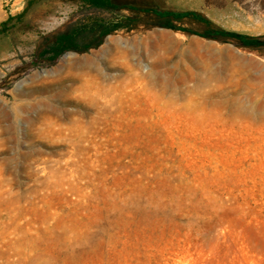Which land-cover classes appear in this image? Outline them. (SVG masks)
Segmentation results:
<instances>
[{
  "label": "rangeland",
  "instance_id": "374dc122",
  "mask_svg": "<svg viewBox=\"0 0 264 264\" xmlns=\"http://www.w3.org/2000/svg\"><path fill=\"white\" fill-rule=\"evenodd\" d=\"M110 1L264 40V0ZM125 17L32 65L48 36ZM157 20L0 0V264H264V47Z\"/></svg>",
  "mask_w": 264,
  "mask_h": 264
},
{
  "label": "trees",
  "instance_id": "16d2710c",
  "mask_svg": "<svg viewBox=\"0 0 264 264\" xmlns=\"http://www.w3.org/2000/svg\"><path fill=\"white\" fill-rule=\"evenodd\" d=\"M82 3L89 7L95 9H106V10H122L128 9L135 12H144L147 15H154L157 17V21L150 23L148 25L172 29L176 31H183L190 34H196L207 39H234L238 45L248 47V48H259L264 47V40L256 37H250L234 32H228L220 29L209 28L204 33H196L188 29H183L174 25L170 19H182L184 17L192 16L193 18L200 20L210 26V22L203 16L196 13H174L161 10H145L141 11L132 7H121L114 5L110 0H81ZM139 20H134L132 17H125L121 21L103 22L100 20H95L87 27H76L71 28L66 32L57 33L48 36L47 45L44 50L38 51L32 61V65H38L40 63H46L48 65H54L66 52L74 51L78 53H83L91 48L98 47L105 37L120 30L134 28ZM4 23L0 26V32H5L6 28ZM92 32L95 33V38L92 43L81 45L79 41V36L81 33Z\"/></svg>",
  "mask_w": 264,
  "mask_h": 264
},
{
  "label": "bare ground",
  "instance_id": "6f19581e",
  "mask_svg": "<svg viewBox=\"0 0 264 264\" xmlns=\"http://www.w3.org/2000/svg\"><path fill=\"white\" fill-rule=\"evenodd\" d=\"M112 42H113V41L109 39L107 43L110 44V43H112ZM67 57H68V56H66V58H67Z\"/></svg>",
  "mask_w": 264,
  "mask_h": 264
}]
</instances>
